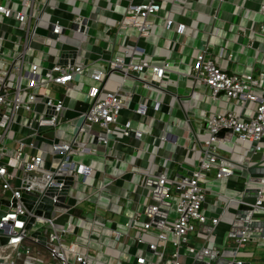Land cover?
<instances>
[{"label": "built area", "instance_id": "1", "mask_svg": "<svg viewBox=\"0 0 264 264\" xmlns=\"http://www.w3.org/2000/svg\"><path fill=\"white\" fill-rule=\"evenodd\" d=\"M165 1L130 2L128 12L118 22L119 29L134 26L139 36H148L151 23L146 18L156 15ZM171 1L178 3L181 0ZM57 2L0 0V189L10 190L17 199L0 220V227L9 233L7 245L2 249L8 264L14 262L8 261V255L4 254L7 246L18 247L26 238L39 242L36 237H27L25 225L28 218L21 216L28 211L20 200L22 192L39 191V194L50 197V203H55L63 194L68 176H71L66 192L69 207L53 205L52 215H35L33 228L46 225L42 233L46 237L45 247L57 264H89L86 251L79 248L76 240L69 239L74 219L81 222L84 218L73 214L75 208L69 201L74 197L72 188L78 182H92L91 164L78 161L76 157L97 154L100 147L107 149L110 138H136L152 145L151 136L142 130L149 110L145 103H135L131 108L132 118L122 119L125 106L122 85L130 77V72H135L146 85L152 81L160 85L165 72L171 69L169 61L154 63L143 57L132 61L115 56L108 59L107 66L90 68L87 76L91 82L80 88L78 78L85 73L84 64L68 59L62 62L59 58L50 64H41L33 54L34 37L39 34L42 24L48 31L38 50L60 43V35L66 29L81 34L87 32V23L81 17H71V23L64 24L52 12L49 13L48 8L53 11L58 8ZM261 8L264 9V3ZM164 27L181 32L185 24L165 16ZM134 52L143 54L145 47L136 44ZM220 59L231 60L233 54L223 45L213 50L205 44L195 53L183 74L191 78L193 87L207 90V98L213 104L226 99L236 107L208 114L206 132L200 144L201 156L195 168L174 176L166 165H159L155 170L149 168L137 182L140 189L135 201L137 206L122 210L120 226L109 229L111 239L133 241L135 264H182L181 247L192 258L206 256L209 260L216 259L221 254L219 249L197 246L190 242V235L197 231L213 233L220 221L215 206L208 203L206 196L205 182L210 178V172L213 179L220 180L234 174L236 168L242 170L240 163L218 155L219 146L229 140L251 154L264 155V68L256 75L252 71L228 69ZM117 68L122 70L121 79L114 89H108L105 82ZM160 107L161 102L155 100L151 109L155 111ZM133 119L138 126L133 125ZM63 122L71 129L61 127ZM221 130L223 134L219 135ZM13 131L20 134L15 139L11 135ZM170 136L164 132L157 139L161 144L169 141ZM12 139L13 148L10 147ZM61 169L65 173L56 175ZM102 173L96 187L99 194L108 190V184L112 183L105 177L104 170ZM250 182L256 184L254 199L246 202L242 198L244 193L239 196L241 202L250 207L243 216L238 214L231 222L236 234V249L230 248L233 256L239 246L252 238L249 223L264 206V172L245 179V186ZM126 188L131 189L130 186ZM171 196L176 197L174 210L169 208ZM84 245L86 248L90 246L88 235ZM241 263L234 258L226 264Z\"/></svg>", "mask_w": 264, "mask_h": 264}, {"label": "crops", "instance_id": "2", "mask_svg": "<svg viewBox=\"0 0 264 264\" xmlns=\"http://www.w3.org/2000/svg\"><path fill=\"white\" fill-rule=\"evenodd\" d=\"M144 1L58 0V8L54 11L48 8V12H52L64 24L71 23V17H81L88 26L87 32L82 33L87 38L77 37L76 33L79 32L66 29L60 35V43L55 42L38 50L43 35L48 31L45 24H42L37 34L41 40L33 50L41 64H50L57 58L62 62L68 59L84 64L85 73L78 78L80 88H85L91 82L87 76L90 68L107 66L108 59L115 56H123L132 61H139L143 57L154 63L169 61L171 58L174 60L170 64L171 69L160 80L161 86L156 81L146 85L135 72H130V77L122 85L125 106L121 117L132 118L133 105L137 102L145 103L149 110L142 130L151 136L152 145H146L136 138H110L107 149L100 147L97 154L76 157L91 164L92 182L80 183L79 189L73 193L74 197L69 200L76 209L74 216L84 217L81 222L78 218L74 219L73 233L69 239L76 240L79 248L86 251L89 264H135L133 241H115L109 237V229L120 226L122 210L137 206L135 201L140 191L137 182L149 168L155 170L159 165L168 166L172 176L185 174L195 168L201 156L200 144L206 132L205 119L208 114L214 110L236 107L226 99L213 104L207 98L208 91L193 87L191 78L183 74L195 53L205 44L213 50L223 45L233 54V59H225L228 69L252 71L257 75L264 68V9L261 8L264 0H181L178 3L166 0L156 15L147 16L146 20L151 23L148 36H139L134 26L119 29L118 22L128 12L129 3ZM165 16L184 22L183 31L167 30L164 27ZM136 44L145 47L143 54L134 52ZM121 76L120 68L113 70L105 82L106 88L114 89ZM155 100L161 102V107L153 111L151 107ZM132 123L135 127L139 125L135 119ZM164 132L171 135L170 140L160 144L157 136ZM11 135L15 139L20 134L13 131ZM13 139L10 140L11 148L14 145ZM218 155L240 163L242 170L236 168L234 174L220 180L213 179V173L210 172V178L205 182L206 196L208 203L215 206L220 221L213 233H192L190 242L219 249L220 255L230 260H241V264H264V237L250 238L237 248L235 256L230 249L235 246L236 239L231 222L239 214L240 205L245 204L239 196L247 189L248 194L241 196L243 201L254 199L255 182L245 186L244 181L262 173L264 155L251 154L229 140L220 144ZM102 170L112 183L108 184V190L99 194L96 187L103 176ZM95 198H98L97 202ZM145 200L149 201L148 198ZM252 219H264V206ZM45 228L46 225L38 227L41 233L45 232ZM259 232V228H252V234ZM87 235L90 246L86 248L84 239ZM180 252L182 264H207L208 261L209 264H215L220 256L215 260H209L206 256L202 259L192 258L184 253V247L180 248ZM4 254L14 264H57L45 245L27 238L18 247L7 246Z\"/></svg>", "mask_w": 264, "mask_h": 264}, {"label": "water", "instance_id": "3", "mask_svg": "<svg viewBox=\"0 0 264 264\" xmlns=\"http://www.w3.org/2000/svg\"><path fill=\"white\" fill-rule=\"evenodd\" d=\"M173 59L169 60L170 64L173 63ZM223 134V130L219 131V135ZM264 172V168L262 170ZM65 173L64 169L58 170L56 175H63ZM31 174H28L30 176ZM71 184V176H68L65 180V184L63 186V194L59 197V201L55 203H50L51 199L47 195L39 194V191H23L20 197V200L23 203V206L27 209L28 212H25L21 217L28 218V221L25 225L26 232H28V238H37L38 241L45 245V235L41 233L40 230L33 228V223L35 222V215H43V216H50L52 215V206L59 205L68 208L69 203L66 202V192L69 189ZM255 189V188H253ZM249 190H245L244 194L247 195ZM156 196V195H154ZM17 199L12 195L10 190L2 191L0 189V220L1 217L5 214V211L8 209L10 205H15ZM248 204H241L240 210L238 211L239 215H244L245 210L249 208ZM251 228H259L260 232L258 234H252V237H264V219H252L249 223ZM9 237V233L4 230L3 227H0V264H8L6 261L5 255H3V247L7 245V240ZM232 249H236V247H232ZM215 260V259H214ZM229 260L228 257L220 255L215 264H226Z\"/></svg>", "mask_w": 264, "mask_h": 264}, {"label": "rangeland", "instance_id": "4", "mask_svg": "<svg viewBox=\"0 0 264 264\" xmlns=\"http://www.w3.org/2000/svg\"><path fill=\"white\" fill-rule=\"evenodd\" d=\"M76 36H77V37H81V36H82V37H85V39L87 38L86 35H82V34H80V33H76ZM40 40H41V38H40L38 35H35L33 45H34V46L37 45V43H38ZM221 64L226 65V63H225V59H223V61L221 62ZM217 109H219V108H217ZM61 127L65 128V129H68V130L71 129V127H68V125H66L65 122H63V123L61 124ZM77 160H78V161H81L79 158H78ZM79 184H80V182H78V183L76 184V186H74V187L72 188V190H73V191H77V190L79 189V187H80ZM170 199L172 200V203H171V205L169 206V208H170L171 210H174L176 197H175V196H171Z\"/></svg>", "mask_w": 264, "mask_h": 264}, {"label": "trees", "instance_id": "5", "mask_svg": "<svg viewBox=\"0 0 264 264\" xmlns=\"http://www.w3.org/2000/svg\"><path fill=\"white\" fill-rule=\"evenodd\" d=\"M74 211L76 212V209Z\"/></svg>", "mask_w": 264, "mask_h": 264}]
</instances>
